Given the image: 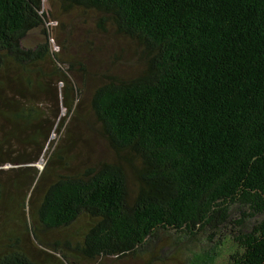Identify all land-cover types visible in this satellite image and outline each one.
Masks as SVG:
<instances>
[{
	"label": "trees",
	"instance_id": "1",
	"mask_svg": "<svg viewBox=\"0 0 264 264\" xmlns=\"http://www.w3.org/2000/svg\"><path fill=\"white\" fill-rule=\"evenodd\" d=\"M73 9L106 68L49 48ZM161 236L264 264V0H0V264H152Z\"/></svg>",
	"mask_w": 264,
	"mask_h": 264
},
{
	"label": "rangeland",
	"instance_id": "2",
	"mask_svg": "<svg viewBox=\"0 0 264 264\" xmlns=\"http://www.w3.org/2000/svg\"><path fill=\"white\" fill-rule=\"evenodd\" d=\"M43 8L45 10L51 9L46 2H44ZM94 17L95 14L92 11L73 9L68 13L62 12L58 20L48 19L46 21L48 26L52 25L50 27L51 37L48 41L51 51L57 52L60 58H69L70 61L77 62L80 66H86L91 73L106 68L109 62L115 58L114 54L119 51L116 47H113L115 43L113 38L97 32ZM43 40L44 35L42 31L36 29L28 33L24 41L26 45H34ZM62 66L65 67L66 65ZM71 79L76 85L81 86L77 78L71 76ZM88 80L90 81L92 78ZM81 111L89 119L90 116L87 107H82ZM64 114V109H61L60 116H64ZM69 123L70 118H66L65 126ZM83 127L84 131L88 132L96 149L93 150L94 155L97 152L104 151L102 141L98 137L95 129L86 128L85 125ZM64 130L60 134L54 132L51 139L59 142L64 134ZM47 154L48 151L45 153L44 158L39 159L36 163L39 170L44 167ZM201 241L204 242V240ZM202 246H204L203 248L206 251L208 246L205 247L203 243L190 244L186 241L171 243L169 239L161 236V239L153 249L152 255H144L142 258H154L152 264H210L202 259L204 254V251L202 252ZM230 251V246L221 245L218 250V256H215L213 264H225ZM140 259L133 260L126 257L119 264H138Z\"/></svg>",
	"mask_w": 264,
	"mask_h": 264
}]
</instances>
